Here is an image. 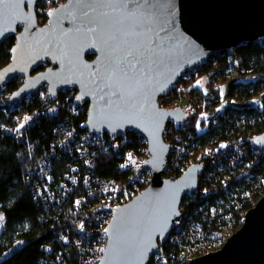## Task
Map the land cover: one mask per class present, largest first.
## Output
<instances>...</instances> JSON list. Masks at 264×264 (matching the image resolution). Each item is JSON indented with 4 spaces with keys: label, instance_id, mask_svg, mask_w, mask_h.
Segmentation results:
<instances>
[{
    "label": "water",
    "instance_id": "95a60500",
    "mask_svg": "<svg viewBox=\"0 0 264 264\" xmlns=\"http://www.w3.org/2000/svg\"><path fill=\"white\" fill-rule=\"evenodd\" d=\"M38 1L0 0V46L16 39L11 61L0 69V91L23 79L7 101L14 105L44 86L53 99L76 89V106H88V130L112 137L133 132L145 140L149 157L142 168L150 171V184L112 208L100 264H148L205 169L194 163L175 181L165 177L170 143L164 131L188 115L161 108L159 99L214 55L264 42V0H65L48 12L45 25ZM251 142L264 149V134ZM190 263L264 264V196L220 250Z\"/></svg>",
    "mask_w": 264,
    "mask_h": 264
},
{
    "label": "trees",
    "instance_id": "16d2710c",
    "mask_svg": "<svg viewBox=\"0 0 264 264\" xmlns=\"http://www.w3.org/2000/svg\"><path fill=\"white\" fill-rule=\"evenodd\" d=\"M40 7L44 9L37 15L38 21L45 25L51 7ZM15 41V37H10L0 46V69L11 61ZM201 68L211 76L223 78V84L202 111L189 108L192 113L181 131L183 150L168 159L165 177L179 178L186 163L193 164L202 149L248 141L250 152L238 171L227 167L223 172L212 170L214 174L205 181V188L185 197L189 199L191 220L208 233H219L230 222L240 223L241 227L245 214L264 189V155L257 157L253 152L256 147L249 142L264 134V42L220 52ZM230 70L237 74L229 80ZM21 84L15 79L0 91V212L4 215L0 264H42L59 250L75 263L77 252L65 238L67 231L84 218L85 208L96 204L103 194L99 190L94 195L92 187L96 182L110 183L115 198L122 204L136 191L135 186L141 185L146 172L140 167L122 170L123 157L127 152H136L146 159L147 145L133 132L125 135L119 148L111 146L108 134L95 143H84L83 137L89 133L85 127L88 106L75 107L74 97L66 101L67 96L53 99L40 92L8 105L11 94ZM226 86L227 100L239 106L218 111V99ZM206 113L211 115L209 126L202 129L199 120ZM48 175L54 178L53 185H58L57 191L63 190L62 185L71 190L68 198L62 202L50 200L43 189ZM246 189L253 194L248 196ZM89 213L94 217L98 209ZM46 246L52 247L51 253ZM187 249L176 245L171 250L180 255Z\"/></svg>",
    "mask_w": 264,
    "mask_h": 264
},
{
    "label": "built area",
    "instance_id": "2783aa9c",
    "mask_svg": "<svg viewBox=\"0 0 264 264\" xmlns=\"http://www.w3.org/2000/svg\"><path fill=\"white\" fill-rule=\"evenodd\" d=\"M189 72L190 71H188L182 78H180L175 86L159 99L161 108L183 109L180 101H182L181 98L186 99V96L182 95V91L184 89V83L188 78L187 74ZM40 93L50 96L47 86L42 87ZM76 95L77 90L72 89L60 93L59 96L61 98L67 96L66 101H68L70 97H74V105L76 107ZM171 97L172 100L168 102ZM213 98L214 95L212 93L208 94L205 99L206 103L208 104ZM189 103L190 104L188 108H186V113L188 116L189 108L193 107L191 100H189ZM185 123L171 122L167 125L164 131V139L168 144L170 143V155L168 159L173 154L180 153L183 150L181 146V131L185 129ZM88 131L89 133H87L83 137L84 143H95L99 137L105 135L95 133L90 130ZM58 135L62 136L63 134L58 133ZM125 135L117 137H112L109 135L111 138V146H113L114 148H119L120 142L125 137ZM249 142L252 146H254L251 141ZM79 152L82 154V150H80ZM249 152L250 145L246 140L231 141L221 144L220 148L208 147L199 151L196 156V161L193 162V164L203 163L205 169L204 173L199 179V186L195 192H199L201 191V189L205 188V181L214 174L215 170H217L218 172H223L225 167H227V169L230 171H238L244 158L248 155ZM253 152L257 157H261L264 155V149L262 148L256 147ZM123 158L124 160L121 164L122 170H132L139 167L142 168V164L144 163L136 152H127ZM189 166L190 165L186 163V168H184L183 173ZM167 179L175 181L178 178H176L175 176H171ZM225 179H228V177H226ZM54 183L55 180L53 177H51L50 175L46 176V181L43 184V189L51 201L62 202V200L69 197L71 190L67 186L65 187V185H62L61 188L63 190L57 191L56 188L58 187V185L54 186ZM137 188L138 186H135V189ZM214 188L216 189V185H214ZM99 190L103 191V194H101V196L98 198L99 200L96 201V204L92 203L85 208L86 214L84 218L77 222L73 230H68L66 234L65 241L67 243L69 242L77 252V262H70L69 260H67V258H65L62 250H59L56 254L53 253L54 256L53 254H51V257L44 261L42 264H100V260L104 254L107 244L106 229L112 218V208H115L116 206H119L121 204L118 203L117 198H115L117 195L116 192L112 190V185L110 183L105 181L101 183L96 182L95 187H92V192L94 193V195H97ZM41 191L42 189H39V192ZM245 193L248 196H251L253 194L250 189H246ZM263 196L264 194L261 195L260 198H262ZM188 204L189 199L184 198L180 207V216L174 221L173 231L171 232L167 241L164 244L159 245L158 250L149 260L148 264H191L190 261L192 259L207 255L208 253L217 252L225 244L227 239L221 236V232L208 233L202 228L201 225L191 220V216L188 210ZM94 209H98L99 214L97 213L96 216L92 217L89 212L93 211ZM76 214L81 213L77 212ZM176 245H179L181 247L185 246L188 249L180 253V255H175L173 250L171 249ZM46 250L51 253L52 247L46 246Z\"/></svg>",
    "mask_w": 264,
    "mask_h": 264
},
{
    "label": "rangeland",
    "instance_id": "374dc122",
    "mask_svg": "<svg viewBox=\"0 0 264 264\" xmlns=\"http://www.w3.org/2000/svg\"><path fill=\"white\" fill-rule=\"evenodd\" d=\"M64 2L65 0H39L38 6H37V15L40 14L44 9V8L42 9L41 7L38 8L40 5H43V7L45 8L47 6L48 7L50 6L51 9H53V8L58 7L60 4ZM45 4L46 6H44ZM236 74H237L236 71L230 70L227 78L229 80L233 79L236 76ZM222 79L223 78L214 77V76H211L209 73H205V70L202 69L201 66L195 67L192 71H190V73H188V78L185 81V84L183 87L184 89L182 91L183 93L182 95L186 96V99L180 101L181 102L180 104L183 106V109L186 111V108H188L190 104L189 100H192V105H193L194 110L197 109L198 111H202L205 108V104H207L205 101L206 96L212 93L215 97V93L218 90V87H220L223 84ZM21 81L23 82V79H21ZM227 91H228V86H226L225 90L221 93V98L218 99V101L220 100L221 102V104L218 107V111H222L229 106H234V107L239 106L238 103L227 100ZM171 100H172V97L170 100H168V102H170ZM191 113L192 112L189 111V116L191 115ZM210 116L211 115L207 113L201 116L199 120V126L202 129H207V127L209 126ZM148 157L146 159H148ZM141 159L143 162L146 160L145 158H141ZM150 181H151V174H150V171L147 169L145 172V175L141 177V185L136 189L134 193H132L128 197H125L124 202L122 204L129 202L132 198L137 196L143 189L149 186ZM263 194H264V189L261 191V195ZM3 225H4V215H3V212L1 211L0 212V232L3 228ZM240 225H241L240 223H236V224H234V222L228 223V225L223 227L221 231V236L228 239L234 232H236L237 230L241 228ZM20 245L21 244L19 243L16 246V248H18Z\"/></svg>",
    "mask_w": 264,
    "mask_h": 264
},
{
    "label": "snow or ice",
    "instance_id": "6c2138e0",
    "mask_svg": "<svg viewBox=\"0 0 264 264\" xmlns=\"http://www.w3.org/2000/svg\"><path fill=\"white\" fill-rule=\"evenodd\" d=\"M125 59L127 60V57H125ZM128 67H129V71H133L135 69V64L132 63L131 60H128Z\"/></svg>",
    "mask_w": 264,
    "mask_h": 264
},
{
    "label": "flooded vegetation",
    "instance_id": "af4514ba",
    "mask_svg": "<svg viewBox=\"0 0 264 264\" xmlns=\"http://www.w3.org/2000/svg\"><path fill=\"white\" fill-rule=\"evenodd\" d=\"M47 66H48V65H46V66H42V67H44L43 69H45ZM43 69H40V70H43ZM17 80H20V81H21V78H18ZM21 82H22V81H21ZM85 106H87V105H85Z\"/></svg>",
    "mask_w": 264,
    "mask_h": 264
}]
</instances>
